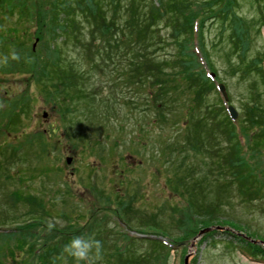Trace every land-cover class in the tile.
<instances>
[{"label":"rangeland","instance_id":"obj_1","mask_svg":"<svg viewBox=\"0 0 264 264\" xmlns=\"http://www.w3.org/2000/svg\"><path fill=\"white\" fill-rule=\"evenodd\" d=\"M29 1L10 2L13 6ZM31 1L38 13L36 18L49 14L50 0ZM164 1L167 0H150L154 4ZM194 1L202 5L206 0ZM194 1L181 0L183 4L188 3L189 8L191 3L195 10ZM8 3L0 0V7H4L0 10L1 41L7 40L9 44L5 47L0 44V50L7 53L6 63L0 55V99L18 95L21 91L28 103H25L27 115L14 126L10 124L8 132L3 125L6 114H0V214L7 209L5 199L11 203L8 197H14L17 191L40 200L47 217L37 233L30 236L29 233L35 230L33 227L20 229L19 226L27 220L23 215L25 207L17 204L11 209L9 214L14 221L0 224V232L16 229L17 233L0 235V264H74L63 249L71 238L80 235H89L100 242V256L94 257L92 264H123L116 260L119 254L130 258L131 261L124 260V264H264L248 258L231 242L233 237L239 238L264 249V182L259 183L257 178L256 188L260 190L258 197L253 195L250 203L241 201L236 195L222 199L224 215L233 223H220L217 227L195 224L199 219L189 209L184 210L185 199L175 193L167 181L171 172L162 149L165 140L175 139L174 130H161L150 124L153 112L149 102L144 101L146 91L119 83L118 73L110 72L113 59L109 61V55L95 56L96 65L90 66L81 48L71 42L64 44L62 38L50 32V23L44 19L31 25H26L24 20L25 29L21 31L16 23L21 22L20 12L12 14L9 21L5 19ZM220 12L214 18L199 20V49L195 47L196 42L193 49L202 66L206 67L205 62L210 66L205 72L216 73L225 87L230 106L237 117L243 119L251 116L250 99L255 98L258 107L264 109V89L252 83L258 78L255 68H252L253 72L241 75L236 63L242 55L246 62H255L257 55L264 54V27L260 23L264 20V0H226ZM76 17V22H82L79 14ZM233 22L239 23L241 30L245 33L246 29L248 33L246 42L234 54L228 43L230 35L236 38L235 32H231ZM6 26L13 31L8 32ZM78 26V33L90 41L91 36L87 33L90 27L84 23ZM157 33L161 39H167L166 28L159 25ZM95 37L94 42H99L97 33ZM24 41V47L28 42L26 53L35 57L38 66L50 62V54L55 58L58 51L67 60H74L76 68L86 74L89 98L78 101L76 113L69 115L68 120L52 109V103L44 98L42 91L47 86L50 89V84L44 83L46 78L42 77L38 82L29 79L26 84L22 71L26 55L22 50ZM165 42L155 49L157 57L173 52V44L168 41L166 46L168 42ZM13 54L18 59H12ZM104 59L110 62L109 66L101 65L100 60L104 63ZM219 101V93L211 92L205 97L204 105L211 106ZM2 106L0 100V108ZM262 117L264 121V114ZM263 133L264 125L247 124V141L255 147L250 156L251 169L264 168ZM260 134L263 137H259ZM33 136H37V140L26 141L27 137ZM17 143L21 145L13 156L10 152ZM66 158H71L68 164ZM256 175L259 177V173ZM253 191L255 193L256 189ZM119 217L121 223L117 226L115 222ZM151 224L161 228L159 232L147 229ZM233 224L241 228L235 229ZM189 228H196V233L190 235ZM119 232L137 236H147L145 233L155 236L153 234L157 233L158 239L165 242L173 239L170 236H180L183 240L176 242L180 245L175 249L167 253L161 251L149 260L139 257L147 252V246L137 243L131 247L130 241ZM33 246L42 250L38 256L31 254ZM134 257L137 258L135 262Z\"/></svg>","mask_w":264,"mask_h":264},{"label":"trees","instance_id":"obj_2","mask_svg":"<svg viewBox=\"0 0 264 264\" xmlns=\"http://www.w3.org/2000/svg\"><path fill=\"white\" fill-rule=\"evenodd\" d=\"M6 1L9 3L5 19L9 21L12 14L20 12L21 22L16 23L20 25L21 31L25 29L24 20L26 25H31L38 24V21L44 19L50 23V32L62 38L64 44L71 42L81 48L90 66L96 65L95 56L109 55L108 60L113 59L110 72L118 73V79L121 81L119 83L146 91L147 98L144 101L149 102L153 112L150 124L161 130L165 128L174 130L175 139L165 140L162 149L171 172L167 181L172 190L185 199L184 210L189 209L191 214L199 219L195 224L201 226L203 223L216 226L225 222L230 224L232 221L224 215L226 213H224L223 198L236 195L241 201L250 203L253 195L258 197L260 188H256L257 178L259 183L264 182V168L251 169L250 156L255 147H251L252 145L247 141V124L253 126L254 122L263 126L264 109L258 107L255 98L250 99L248 102L252 108L249 110L248 106V110L252 111L251 116L238 118L236 122H232L224 112L221 101L214 102L211 106L204 105L205 97L211 92L216 93L215 81L206 75L205 68L198 61L199 57L193 49L194 42L199 48V20H202V17L203 19L216 17L224 8L226 0H206L202 5L193 0L195 10L191 7V3L189 8L188 3L183 4L181 0H167L160 4H154L150 0H50L49 14L44 13L37 18L35 14L38 13L33 1L30 0L25 5L16 3L13 6L11 0ZM77 4L82 7H78ZM216 8L218 9L215 10ZM187 9L189 11L186 13ZM37 10L40 12L39 8ZM111 10L113 12L110 14ZM78 14L82 22H76ZM83 23L90 27L87 30L91 36L90 41L85 40L84 34L78 33L80 31L78 24L82 26ZM260 23L264 27V20ZM237 24L239 23L233 22L231 30L235 32L237 39L232 34L228 42L233 54L246 42L248 35L246 29L244 33ZM159 25L168 30L166 40L158 36ZM6 28L8 32L13 31L9 26ZM96 33L99 41L97 43L94 42ZM1 39L2 35H0V44L3 47L9 45L7 40L2 42ZM165 41L173 44V52L157 57L155 49L160 45L163 46ZM27 43L25 47L29 49ZM22 44V50L26 53L25 41ZM168 44L169 42L166 46ZM57 53L55 58L50 54V62L42 63L40 66L34 62V56L26 53L22 71L26 76V84L29 79L38 82L40 78H46L44 83H49L50 89L47 86L46 90L42 91L44 98L52 103V109L68 120L69 115L76 113L74 111L78 101L89 98L85 85L86 74L76 68L74 60H67L58 51ZM0 55L5 58L6 50H0ZM101 60L102 66H109V61L104 59L103 63ZM254 61L246 62L245 55H242V58L238 57L236 60L238 71L241 75H246L248 72H253L254 67L258 78L252 83L264 89V54L257 55ZM205 64L209 69L210 66L206 62ZM11 68L18 71L15 66ZM101 69L105 70V67ZM213 74L215 80L220 81L216 73ZM20 92L18 95L3 96L0 99L4 106L0 108V114H6L3 124L6 132L10 131V124L14 126L27 115L25 103L26 101L28 103V100L23 97L24 93L20 94ZM36 137H27L26 141L37 140ZM259 137L263 135L260 134ZM20 145L21 143H17V146L12 148L11 155L16 154ZM256 172L259 173V177ZM5 176L9 178L8 175ZM8 199L11 203L5 199L8 206L0 214V224H5L7 220L14 221L13 216L9 214L10 210H13L17 204H22L25 207L23 215L27 220L19 225L20 229L24 226L33 227L35 230L29 234L34 236L47 217V211L43 209L41 201L17 191L14 197ZM120 219L119 217L115 222L117 226L121 223ZM233 227L241 228L234 224ZM147 229L159 232L161 228L151 224ZM188 232L194 235L196 228L194 230L189 228ZM10 233L16 234L17 230L0 232V235H12ZM160 233L167 234L162 230ZM121 235L125 240L130 241L131 247H135L137 243L147 246V252L139 257L149 260L156 258L161 251L167 253L171 248H176L180 245L177 243L183 240L180 236L169 235L173 238L168 242L170 248L156 237H136L127 233ZM153 235L158 236L157 233ZM231 242L248 258L264 263L263 248L234 237ZM41 251L40 248L36 250L34 246L31 248L33 256H38ZM116 258L123 264L124 260L131 261L122 254L116 255ZM136 259L134 257L133 261L135 262Z\"/></svg>","mask_w":264,"mask_h":264},{"label":"clouds","instance_id":"obj_3","mask_svg":"<svg viewBox=\"0 0 264 264\" xmlns=\"http://www.w3.org/2000/svg\"><path fill=\"white\" fill-rule=\"evenodd\" d=\"M12 59H18V56L13 54ZM4 62H7V57L4 58ZM63 252L74 264H92L93 258L100 256L101 245L89 235H80L71 238L65 244Z\"/></svg>","mask_w":264,"mask_h":264},{"label":"water","instance_id":"obj_4","mask_svg":"<svg viewBox=\"0 0 264 264\" xmlns=\"http://www.w3.org/2000/svg\"><path fill=\"white\" fill-rule=\"evenodd\" d=\"M217 89H218V91L220 92V94H221V96H222L224 102H226V101L228 100V97H227V93H226V91H225V87H224V85L221 84V83L217 84ZM227 110H228L229 115H230V117H231L232 119H235V118L237 117V113H236V111L232 108V106L228 105V106H227ZM44 115H45V114H43V116H44ZM70 161H71V158H66V162H67V164H68Z\"/></svg>","mask_w":264,"mask_h":264}]
</instances>
